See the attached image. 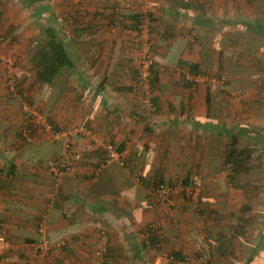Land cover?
Returning <instances> with one entry per match:
<instances>
[{
    "label": "crops",
    "instance_id": "obj_1",
    "mask_svg": "<svg viewBox=\"0 0 264 264\" xmlns=\"http://www.w3.org/2000/svg\"><path fill=\"white\" fill-rule=\"evenodd\" d=\"M239 2L243 6L244 0H51L50 17L60 15L58 26L74 65L64 66L50 83H43L38 79L33 60L35 50L30 53L31 47L26 45L21 67L16 71L22 90L62 131L59 140L48 137L26 143L20 138L23 106L8 92L5 69L0 63V226L7 233L6 241L0 243V264H23L24 259L34 258L32 241L37 238L39 221L40 225L45 223L51 241L64 242L62 248L55 247L49 252L43 264H91L94 253L89 247L97 239L95 232L100 223L115 228L120 223L121 233L129 241L131 234L126 233L127 227L145 223L141 219L135 221L131 212L123 211L134 212L137 207L146 206L149 192L142 182L143 186L134 187L136 174L150 176L144 175L142 179L157 176L172 182L191 175L206 183L208 179L214 180L223 166L224 147L231 143L228 134L235 131L238 135V129L244 126L240 120L243 107L237 103L215 108L212 92L204 96L199 92L193 97V91L178 89L179 74L184 71L178 61L196 62L201 67L203 63L209 65L205 49L213 53L217 49V55L230 57L232 42L227 31L243 29L234 25L228 29L224 25L236 22L225 18H230L233 5ZM133 3L138 8H131ZM16 6H10L9 13L6 11L8 23L0 9V28L9 32V24L13 22L11 38L20 40L24 14ZM145 9L152 19L149 33L159 55L155 62L159 71L154 90L156 112L146 111L141 104L142 89L138 87L135 71L138 62L133 53L138 41L135 13ZM116 23L121 28L112 32ZM217 23L223 25L216 33L221 38L212 41ZM251 24L244 30L254 31ZM209 35L211 38L206 41ZM9 44H0V53L7 50L11 53L12 47L19 46V42ZM174 51L178 58L175 60ZM213 64L216 68L219 59L215 58ZM167 69L169 72H165ZM32 86L39 87L38 92ZM232 121L234 126L230 128ZM81 127H87L91 134H73V129ZM68 141L82 158L74 162L71 170L54 173L50 167L64 158ZM107 141L116 146L124 144V166L105 163L107 153L98 145ZM217 160L218 168L214 167ZM177 171L180 174L176 176ZM104 182H109L113 191L101 187ZM212 182L208 184L211 186ZM205 187L204 183L202 188ZM120 195L125 196L123 203ZM119 217L123 220L118 221ZM107 233L109 243L119 253L118 264H132ZM173 250L183 253V257L187 251ZM175 262L171 264L181 263Z\"/></svg>",
    "mask_w": 264,
    "mask_h": 264
},
{
    "label": "rangeland",
    "instance_id": "obj_2",
    "mask_svg": "<svg viewBox=\"0 0 264 264\" xmlns=\"http://www.w3.org/2000/svg\"><path fill=\"white\" fill-rule=\"evenodd\" d=\"M251 1L253 2L249 3L248 0H244L243 6H241L240 2L239 5L234 4V12L229 15L230 18H225L228 21L232 20L236 22L224 25L228 29H230L229 27L232 28L233 25L236 26V29H243V31L238 30V32H233L234 30L232 32L227 31V38L232 42L229 48L231 53L230 57L217 55V49L214 50V53L212 50L205 49L204 54L205 56L209 55V57L205 58L204 56V58L206 62L209 60V65L203 63L204 65L201 67L203 73L197 79L188 80L193 82L191 86L187 83L189 72L181 71L179 74L181 87H178V89L181 88L187 93L193 91V97L199 92L201 96H204L208 91L212 92L214 95L213 106L215 108L225 104L234 106L237 103L243 107L241 112L244 113L240 115V120L244 126L240 127V129L233 128V130H239L237 145L239 149L248 146L253 152L251 158H249V163L253 165V169L250 170L249 174L245 173L238 180L240 184L249 181L247 193L244 192L245 190L240 185H237V187L234 186L233 181L230 179V170L223 168L222 165L220 171L217 172L218 174H214V180L210 179V181H213V185L211 186L208 184L210 182L209 179L206 183L202 179L195 180L193 175L190 176V179H193V182H195L193 184L194 186H186L183 182L184 178L180 177V180L176 179L173 182L166 181L164 183L170 189V194L168 192L166 196L162 197L157 192V189H152L150 185L151 189H149L148 193L151 194V197L146 196V206H140L137 209L134 208V212L130 209L123 211L124 214L131 212L134 215L135 221L141 219L145 225L127 227L126 233L131 234V238L128 241L121 233L122 225L120 223L117 224L118 226L116 228L114 226H107L104 223H102L103 225L101 223L98 224L100 229H97L95 232L98 240L94 238L95 242L90 240L92 246L89 248L93 249L95 255H92L93 260L91 264L103 263V258L98 255V251L104 249L107 240H109L107 231L111 234L113 244L118 245L122 249L123 254H126L129 260H132V264H171V261H177L173 257L172 252L175 251L173 249L179 248H182L184 251L187 250L183 258L184 260H179L181 262L179 264H207L209 261H212L211 264H264V251L261 248H264V34L257 33L255 29L254 31L252 29L250 31L244 30L247 23H251L252 20H262L264 22V0ZM52 3L51 0H42L35 3H29L27 0H0V9L6 14L7 23L10 19L6 11H8L10 6L14 7L17 5L18 12L21 11L24 14L21 17L23 23L20 28V40L12 39V35L6 34L7 37H5V40L0 42L1 45L6 46H9V43L19 42V46L16 48L12 47L11 53L7 49L4 52V54L19 58L15 68L16 70L21 67L20 59L21 55L24 54L26 45L29 48L31 47V53L34 50V43L45 45L49 41L47 32L41 30V23H44L43 25H53L55 29L60 30L58 26V21H60L58 18H61L59 17L60 15L56 14L55 17H50V5ZM4 8L5 12L3 11ZM131 8L136 9L138 6L133 3ZM36 10L39 11L40 16L36 14ZM146 10L141 11L143 16L147 14ZM148 18V21L151 23V16ZM150 23L147 21L144 22L146 25L145 30L143 26V31H138L136 35L138 41L134 43L133 53L138 63L140 57H143L145 54L151 55L154 61L153 63L156 62V59H159L158 52L153 46V36L149 33L148 24ZM218 23L214 26L215 30L214 35L212 34V41L214 39L219 41L221 38V34L216 33L220 32L218 28L221 29L223 25ZM9 25L13 30V22H10ZM120 28L121 25L111 27L112 32H116ZM247 29L249 28L247 27ZM3 34L5 33L3 32ZM123 36L121 35V37ZM210 38L211 35L207 37L206 41L210 40ZM13 49H15V52ZM173 54L174 60L178 59L175 56L177 51H174ZM215 58L219 59V63L222 62L224 66L223 70L219 69V65H215L216 68L213 67ZM0 63L3 64L5 69L6 80L4 84L11 94L13 92L10 91L8 86L9 77L7 67L3 61L0 60ZM15 72L19 90L22 92V83L19 80L17 71ZM165 72H169V69ZM138 85L142 89V97L145 98V89L141 87L140 83ZM32 87L36 88L35 92H38L39 87ZM24 93L23 96H26V94L29 96L25 91ZM152 93L151 95L154 96L153 90ZM12 97L14 101L19 103L20 107L23 106L19 98L13 95ZM143 98L141 103L143 108L146 111L156 112V109L150 110L144 105ZM225 99L227 100L226 103ZM27 102L29 103V100ZM194 105L195 102L193 101ZM30 107L35 111L39 110L35 104H32ZM22 109V122H24V125L26 119L29 117V113L25 112L24 107ZM233 126L234 123L232 121V125L229 127L231 128ZM35 133L30 138L41 140V138L49 137V133L43 129H38ZM233 133L235 131L228 134L229 141L232 140ZM214 163V167L218 168L220 166L218 160ZM216 168H213V170ZM178 174H180L179 171L175 175L177 176ZM144 175L150 177L147 173L142 175L136 174L135 182L132 181L135 184L134 187L136 184L141 185V179L144 178ZM204 183L206 184V189L202 188ZM185 190L188 193L193 190V194L188 197ZM119 197L121 199L120 202H122L125 196L120 195ZM246 206L249 209L245 210L247 208ZM116 212H120V210H116ZM119 218L117 219L118 221L123 220V217ZM154 225L157 227L156 231L164 239L162 249L149 245L143 251L141 258L135 257L132 252V244L141 243L143 239L147 238L148 232L152 230ZM140 227L142 228L140 229ZM259 239H262L261 245H259ZM220 242L226 247L225 253L223 254L221 252L224 249L220 250L218 247ZM63 245V241L56 243L50 240L48 246L41 250L32 246L33 252L35 253L34 258L32 260L24 259L23 264H43L44 259L50 256L48 255L49 252L55 247L62 248ZM254 249L256 250L253 253Z\"/></svg>",
    "mask_w": 264,
    "mask_h": 264
},
{
    "label": "trees",
    "instance_id": "obj_3",
    "mask_svg": "<svg viewBox=\"0 0 264 264\" xmlns=\"http://www.w3.org/2000/svg\"><path fill=\"white\" fill-rule=\"evenodd\" d=\"M29 1V3H35V2H39L42 0H27ZM135 13V12H134ZM36 14H38L40 16V13L38 10H36ZM135 16L137 17V29L138 31L142 30L141 25L143 24V13H139L136 12ZM0 20H1V14H0ZM120 20V19H119ZM44 23H41V30H45L49 36V47L45 45H41L39 43H34L33 44V48L35 50L34 54H33V60L36 62L35 65L37 67V76L38 79L43 82V83H50L54 76H56V74L59 72V70L61 68H63L66 65L69 66H73L74 62L73 60L69 57V55L67 54V51L65 50V41L63 39V35H61L60 30L55 29L53 25L50 24H46L43 25ZM199 24H204V22H200ZM247 24H251V23H247ZM254 25H252L255 29L256 32L259 34H264V23H261L260 21H255L253 22ZM114 25H117L114 24ZM113 25V26H114ZM251 27V26H250ZM11 29H9V32L7 31L5 34H3L1 28H0V35L4 38L7 37V35H9L11 33ZM7 34V35H6ZM17 40V39H16ZM222 57V55H221ZM21 62V61H20ZM180 68H182L184 71L189 72L188 75L193 76L194 78H198V76H200V74H202V69H201V65L199 63L196 62H189V61H183V60H179L178 61ZM219 69L223 70L224 66L222 65V62L219 63ZM150 75H149V80H150V85L152 86V90L154 91L157 87V83L159 82V71L155 68V63H153L150 67ZM137 72V76H138V83H139V78H140V66L138 63V67L137 70H135ZM187 83L189 84V86L192 85V81H188L187 79ZM228 84V83H227ZM20 86V85H19ZM22 95L25 94L23 90H21ZM24 99H27V101L29 100V104L32 106L33 102L30 100L29 96L24 95ZM157 98L155 96L152 97V102L155 106V108H157ZM208 103H210V97L208 96ZM43 113V112H42ZM44 114V113H43ZM45 115V114H44ZM32 118L28 117L27 120V125L22 127V130L20 132V138L27 142H30V140H33L32 138H30L31 136L33 137L34 134H36L35 132L37 131V128L35 127V125H33V123L31 122ZM47 121L53 126L54 130L56 132H62L60 131V129H58L56 127V125H54L53 122H51V120L49 119V117H47ZM26 130V131H25ZM28 130V133H26ZM38 133V132H37ZM41 133V132H40ZM39 133V134H40ZM28 134V135H26ZM238 135L236 133L233 134L231 143L228 146L224 147V151L222 153V164H223V168H228L230 170V179L233 181V184L235 187H237V185H240L241 187H243V189L245 190L244 192L247 193L248 191V186H249V181H247L246 183L240 184L238 183L239 178H241L242 176H244L245 173L249 174L250 170L253 169V165L249 163V158H251L253 152L252 149L247 147L241 148L239 149L238 145ZM50 138V137H49ZM61 138V137H60ZM59 138V139H60ZM59 139L53 140V141H57ZM113 143V142H111ZM114 144V143H113ZM70 145H72L71 141H70ZM116 145V144H115ZM118 150L120 152L124 151V144H118L117 145ZM126 163V161H125ZM1 172V169H0ZM143 185L148 188V189H155L156 187H158L161 184L166 183V181L164 180V178L162 177H153L150 179H141ZM183 182L185 183L186 186H194V182L193 179H190L189 177H185L183 179ZM151 185V187H150ZM149 186V187H148ZM101 187H109V190H112V186H110L109 182H104V185H102L101 183ZM111 188V189H110ZM113 191V190H112ZM186 191V194L188 197H190L191 194H193V190H191L190 193ZM146 196L151 197L150 193H147ZM247 207V206H246ZM249 209V207L245 208ZM45 224V223H44ZM39 227H40V221L38 223V227H37V238L32 241V246H34L37 242H39L42 239V235L39 231ZM155 230H150L147 234V238L143 239V241L141 243H133L132 247H133V254L135 257L137 258H141L143 251L145 249H147V247L149 245L152 246H157L158 248L162 249V236L160 235V233H158V231ZM4 232L6 235V239H7V233L6 230H4V228L2 226H0V233ZM48 234V233H47ZM49 238V237H48ZM49 240H51L49 238ZM259 245L261 244L262 239H259ZM6 241V240H5ZM4 241V242H5ZM258 244V243H257ZM256 244V246H257ZM219 249L223 250V252H221L222 254L225 253V249L226 247L220 242L218 244ZM131 247V248H132ZM116 248L111 245L109 243V240H107L105 247H104V252L102 254V264H118V254L116 252ZM256 249H254L253 253L255 252ZM183 254V253H182ZM181 254L180 251L178 252H173V257L176 258L177 260H182L184 257ZM219 254V253H217ZM212 261L207 262V264H211Z\"/></svg>",
    "mask_w": 264,
    "mask_h": 264
},
{
    "label": "built area",
    "instance_id": "obj_4",
    "mask_svg": "<svg viewBox=\"0 0 264 264\" xmlns=\"http://www.w3.org/2000/svg\"><path fill=\"white\" fill-rule=\"evenodd\" d=\"M145 14V13H144ZM148 15L145 14L144 18H143V24L141 25L142 27V31H143V26H144V30H145V24L144 22H149L148 21ZM115 27V26H114ZM4 41V38L0 35V42ZM0 60L3 61L7 67V71H8V77H9V88L10 91L13 92V94L15 95V97L19 98L23 107L25 108V112L29 113V117L32 118L31 122L33 123V125H35V127L38 129H43L44 131H47L49 133V137L51 140H56L59 139L62 136V132H56L53 128V126L47 121V117L40 111H35L32 107H30L31 105L26 101V99H24V96L21 95L22 93L19 90L18 87V80L16 75V65L18 63L19 58L17 57H13L7 54H2L0 53ZM153 59L151 57V55H143V57H140V61H139V66H140V80L139 83L141 85V87L143 89H145V98H143V103L144 105L150 109V110H154L155 106L152 102V89L151 85H150V80H149V75H150V67L153 64ZM188 80H194L197 78H194L191 75L187 76ZM30 106H29V105ZM27 125V121L23 126ZM26 131V130H25ZM73 134L77 135V134H83V135H89L91 134V131L87 128V127H81L78 129H73L72 130ZM28 133V130L27 132ZM28 135V134H26ZM99 147L103 148L106 153H107V159L105 160V163H113V162H117L120 165H125V151L120 152L118 150V147L109 142H104L102 144L98 145ZM82 158V154L79 151H76L71 145H70V141L67 142L66 144V151H65V156L64 158L59 161V162H55L51 167V171L54 173H61L62 171H69L71 170L73 164L75 161H79ZM155 189H157V192L160 193L163 196H166L169 192L170 194V189L168 188V186L166 184H161L158 187H156ZM157 229V227H155V225L152 227V230ZM39 231L42 235V239L37 242L34 246L36 247V249H43L44 247H47L48 244L50 243V240L48 238V234H47V230L45 227V224L42 223L39 227ZM6 240V235L4 232L0 233V242H4ZM104 252V249L99 250L98 251V255H100L102 257V254Z\"/></svg>",
    "mask_w": 264,
    "mask_h": 264
}]
</instances>
